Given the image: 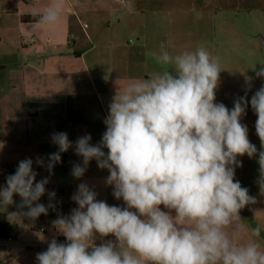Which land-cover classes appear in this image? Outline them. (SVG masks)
Returning a JSON list of instances; mask_svg holds the SVG:
<instances>
[{
  "label": "clouds",
  "instance_id": "9594fccd",
  "mask_svg": "<svg viewBox=\"0 0 264 264\" xmlns=\"http://www.w3.org/2000/svg\"><path fill=\"white\" fill-rule=\"evenodd\" d=\"M123 8L134 12V0H123ZM64 11L65 0H48L32 15L37 25L54 27ZM156 61L159 71L117 88L99 142L84 134L73 143L66 132H53L57 151L35 159L49 176L37 181L33 159L25 158L0 187V205H16L10 217L34 221L47 215L56 197L46 187L49 177L61 154L74 149L81 162L73 163L71 175L82 178L95 160L109 173L105 184L113 197L123 201L109 205L80 183L71 197L77 207L53 221L66 242L54 236L36 254V264H264L261 243L238 242L231 230L241 210L257 202L235 178L240 157L257 159L264 194V84L249 101L252 77H245L249 87L229 109L216 101L220 58L205 47L173 55L161 44ZM254 71L264 78V65ZM249 103L259 150L242 123ZM45 194L47 206L39 202ZM262 230L252 228V236Z\"/></svg>",
  "mask_w": 264,
  "mask_h": 264
},
{
  "label": "crops",
  "instance_id": "0c3cea01",
  "mask_svg": "<svg viewBox=\"0 0 264 264\" xmlns=\"http://www.w3.org/2000/svg\"><path fill=\"white\" fill-rule=\"evenodd\" d=\"M47 3L0 0V187L25 158L33 159L37 181L49 176L35 159L57 151L50 138L53 132H66L73 143L84 134H91L92 143L99 142L117 88L148 78V65L160 45L172 48V0H134L132 13L119 0H65L60 23L42 27L32 13ZM61 157L46 186L56 193L55 208L47 215L19 220L8 215L17 211L16 205H0L12 229V240L0 241V264H36V254L45 251L54 236L66 242L53 221L77 207L71 197L80 183L93 187L97 198L109 205H123L105 184L108 171L99 169L95 160L76 179L71 169L81 158L74 149ZM14 200L19 204L20 197ZM39 202L47 206V194ZM251 215L256 224L250 226L241 210L231 230L238 242L256 239L264 247V230L259 237L251 233L264 226V207L258 214L250 210Z\"/></svg>",
  "mask_w": 264,
  "mask_h": 264
},
{
  "label": "rangeland",
  "instance_id": "374dc122",
  "mask_svg": "<svg viewBox=\"0 0 264 264\" xmlns=\"http://www.w3.org/2000/svg\"><path fill=\"white\" fill-rule=\"evenodd\" d=\"M170 8L173 19L172 43L169 52L173 55L205 47L212 55L220 58L222 71L216 91V101L229 109L233 101L244 96L249 87L245 77H252L247 97L264 84V78L256 77L255 69L264 65V0H172ZM167 40V39H165ZM159 54V53H158ZM148 65L151 74L160 70L156 61ZM257 117L250 103L242 123L249 129V139L260 149V140L255 132ZM242 167L236 168L235 178L249 194L256 198L254 205L242 209L243 215L253 226L251 213L258 214L264 207V194L261 193L259 164L256 158L247 155L239 158Z\"/></svg>",
  "mask_w": 264,
  "mask_h": 264
},
{
  "label": "trees",
  "instance_id": "16d2710c",
  "mask_svg": "<svg viewBox=\"0 0 264 264\" xmlns=\"http://www.w3.org/2000/svg\"><path fill=\"white\" fill-rule=\"evenodd\" d=\"M12 229L6 216L0 214V241H7L11 238Z\"/></svg>",
  "mask_w": 264,
  "mask_h": 264
},
{
  "label": "built area",
  "instance_id": "2783aa9c",
  "mask_svg": "<svg viewBox=\"0 0 264 264\" xmlns=\"http://www.w3.org/2000/svg\"><path fill=\"white\" fill-rule=\"evenodd\" d=\"M120 2H122L123 3V0H119ZM30 42L32 43V42H34V38L32 37L31 39H30ZM43 230V229H42ZM12 239L10 238L9 240H7V241H11ZM100 243V242H99Z\"/></svg>",
  "mask_w": 264,
  "mask_h": 264
}]
</instances>
